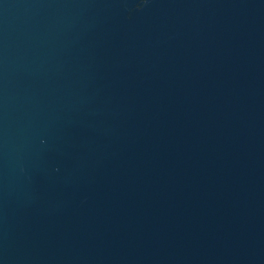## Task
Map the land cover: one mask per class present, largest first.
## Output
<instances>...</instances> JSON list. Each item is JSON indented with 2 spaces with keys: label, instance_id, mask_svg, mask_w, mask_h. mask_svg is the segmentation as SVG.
<instances>
[{
  "label": "water",
  "instance_id": "obj_1",
  "mask_svg": "<svg viewBox=\"0 0 264 264\" xmlns=\"http://www.w3.org/2000/svg\"><path fill=\"white\" fill-rule=\"evenodd\" d=\"M0 264H264V0H0Z\"/></svg>",
  "mask_w": 264,
  "mask_h": 264
}]
</instances>
